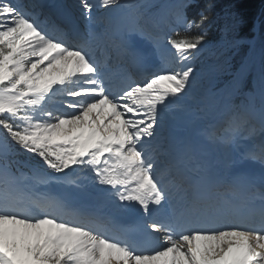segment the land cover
<instances>
[{
    "label": "snow or ice",
    "instance_id": "6c2138e0",
    "mask_svg": "<svg viewBox=\"0 0 264 264\" xmlns=\"http://www.w3.org/2000/svg\"><path fill=\"white\" fill-rule=\"evenodd\" d=\"M195 3L180 0L172 6L184 33L195 28V35H182L179 29L162 35L139 3L98 0L107 10L132 11L93 26L97 4L80 0L89 31L79 45L70 46L63 29L46 26L20 0H0V264H264V175L259 184L255 177L247 178V195H238L236 177L222 194L196 193L177 206L166 173L158 170V129L166 114L188 97L192 60L207 38V10L188 18ZM242 27L236 16L225 26L220 45L226 52L250 43ZM98 51L104 64L97 62ZM113 57L128 66L118 92L111 90L106 71ZM153 59L154 70L134 79L129 69ZM248 74L243 63L231 73L229 97ZM259 87L264 117V52ZM246 124L245 112L234 113L226 131L238 135ZM17 149L40 158L32 177L10 167L8 158ZM247 158L264 164V150L249 152ZM45 166L63 176L50 174ZM77 169H86L95 184L114 190L106 191L108 196L161 215L150 228L163 234V242L147 249L134 239L110 237L98 217L65 219L66 201L37 190L53 181L82 187L79 174L72 175Z\"/></svg>",
    "mask_w": 264,
    "mask_h": 264
},
{
    "label": "rangeland",
    "instance_id": "374dc122",
    "mask_svg": "<svg viewBox=\"0 0 264 264\" xmlns=\"http://www.w3.org/2000/svg\"><path fill=\"white\" fill-rule=\"evenodd\" d=\"M138 1L139 0H131V2H133V3H137ZM143 1L146 3V5H150V4L151 5H157L159 3V0H143ZM125 2H128V0H122V3H125ZM93 3L97 4V7L93 11L92 16L95 15L96 20L98 21V24H100L103 22V16H104L103 14H104V11L106 9L99 7L98 3H95V2H93ZM165 5L162 4V6L160 8H164ZM114 9H116V8H114ZM120 9H118V10H120ZM150 13L151 12H149V14L145 13V16H147V15L149 16ZM172 16H174V13L172 14ZM234 16L237 17V15L235 13H233L231 15V18L227 22H225L224 26L220 30V36L218 37L217 40H212V41H209L208 43H206L204 45H201L200 50L195 53L194 59L192 60V65L195 69V72H194V76H193L192 85L188 89L189 95L187 98H185L181 102L183 105L182 107L175 108L170 113H174L177 116L183 115L189 119L190 115L194 114V112H196L195 111L196 110L195 103L198 100H201L202 98H203V100L201 102H203L204 104L208 100V98H206L205 96L203 97L202 95L208 93V91L210 89L218 87L222 82L225 81L226 76L230 75L235 70V67H233V64H232L235 61V58H233V57L240 50L241 45L238 48H233L227 52L220 45L221 38L224 35L225 26L231 24ZM181 26L183 27L184 25L181 24ZM262 52H264V38L263 37L260 38V40L257 44L255 43L254 45H252L250 47V51H249L245 61L243 62V64H246L248 66L249 73L251 74L253 72L252 73L253 76L257 77L258 79H259V72H260V67H261ZM245 55L246 54H244L242 57H244ZM239 61L237 62V64L239 63ZM246 79H247V77L245 78L243 85L246 82ZM243 85H242L241 89L239 91L233 93L231 95V97H229V91H228L227 100L225 101L224 104L227 105L230 102L235 103L236 99L239 96H243V94H244L242 91ZM249 91L250 90H248V92H247L249 95H247L248 100L246 103L250 106H253L252 104L254 103V100H253V98H254L256 100L255 101L256 105L254 106L255 109L261 110V108H259L261 98L258 99V95H256V93H252V92L249 93ZM220 106H222L221 102H219L217 104V107H220ZM209 109L210 110L212 109L211 111H214L213 108L204 107V108L198 110L199 113L197 112V114L198 115L199 114H205L206 112L209 111ZM214 114H216V113H214ZM209 119H212V117H210ZM162 128L158 129V133H159L158 139H157V141H154V143H158L160 146H162V137H163L162 136V133H163ZM234 137H235V135H234ZM238 137L239 136H237V139L234 142V145L237 143ZM249 137L253 138L254 137L253 133H250ZM231 148L233 149L234 146ZM243 150H244V154H245L246 153L245 151H247V150L244 147H243ZM224 157L226 160L230 159V157L226 156V153H224ZM14 160L16 161V159H14ZM21 162L24 165L29 164L28 161H21Z\"/></svg>",
    "mask_w": 264,
    "mask_h": 264
},
{
    "label": "trees",
    "instance_id": "16d2710c",
    "mask_svg": "<svg viewBox=\"0 0 264 264\" xmlns=\"http://www.w3.org/2000/svg\"><path fill=\"white\" fill-rule=\"evenodd\" d=\"M201 9H206L209 17L204 25V28L209 32L204 43L218 39L220 36V28L231 18L233 13L243 20L241 34L245 37L255 33V22L257 16L261 14L260 18L262 19V23L260 35L264 37V0H198L193 8L195 18H198V12ZM198 31V29H195V31L183 33V35H195ZM247 47V44H243L241 46V52L236 54L234 58L241 59L242 55L246 53ZM17 154L20 153L17 152Z\"/></svg>",
    "mask_w": 264,
    "mask_h": 264
},
{
    "label": "bare ground",
    "instance_id": "6f19581e",
    "mask_svg": "<svg viewBox=\"0 0 264 264\" xmlns=\"http://www.w3.org/2000/svg\"><path fill=\"white\" fill-rule=\"evenodd\" d=\"M202 120L203 121H201L200 117H198L197 122H204V119H202ZM196 126H197V124L191 123L190 124V131L194 132L197 129ZM244 132L246 133V129L244 130ZM228 133L229 132L222 133V135H223V136L221 135V140L222 141L226 138V136H228L229 140L232 138V136L234 137V135L229 137L230 134H228ZM236 136H239V135H236ZM245 137H246V135H245ZM245 137L244 136L243 137L239 136L237 143L234 145V148L233 149L230 148L229 149L230 152L226 151V156L230 157V159L226 160L225 158H222V160H224L223 161V165L225 167L229 164V162H235L236 163L239 160V158H245L247 156L246 153L244 154L243 147L246 150H248V147L251 146L254 142H252L250 140H247V139L245 140ZM161 148H162V146H161ZM225 149L228 150V146L227 145H225ZM245 152H247V151H245ZM234 155H236V157H234ZM251 163H253L254 165L257 164L253 160L251 161ZM76 173H81L80 176H83L85 174V173H83L81 171V169H77ZM73 174L75 175V173H73ZM248 174H249V172H248ZM32 175L33 174L28 175V176L32 177ZM171 176H172V174L168 173L166 175V179H167V177H171ZM86 179H88V176H83L82 180H86ZM28 182H30V184H31L34 181L30 179ZM80 184L82 185V187H80V188H77L74 185L59 184V183H56L55 181L51 182L48 185H58V186L60 185L62 188H64V190L68 189V190H65V191L69 192L72 196H74V197H76L78 199H81V200H83L85 202L86 201H90L91 204H95L96 206H98L99 204L104 203L105 205H112L114 207H119V208H122V209H126L128 206L132 207V206L135 205L136 208L141 209L140 206L138 204H136L135 202H132L131 205H129L128 202H120V201L116 200V198L114 196H108L106 194V191H114V190L109 189L108 186H105V188H102L101 185L95 184L91 180V178L89 180H87V181H84L83 183H80ZM171 194H172V197H173V203H175L177 206H179L183 202V199L185 198L184 194H180V196L176 192H171ZM153 207H155V206H153ZM150 216H152V215H150ZM153 217L155 219L159 218L158 215H156V217L155 216H153ZM104 230H106V228H104ZM106 231H108V230H106ZM107 233H109V232H107Z\"/></svg>",
    "mask_w": 264,
    "mask_h": 264
}]
</instances>
